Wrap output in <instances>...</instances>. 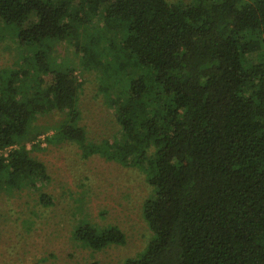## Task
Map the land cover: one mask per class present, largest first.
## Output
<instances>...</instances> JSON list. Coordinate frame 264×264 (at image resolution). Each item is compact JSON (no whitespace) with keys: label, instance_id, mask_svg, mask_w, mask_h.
I'll use <instances>...</instances> for the list:
<instances>
[{"label":"trees","instance_id":"obj_1","mask_svg":"<svg viewBox=\"0 0 264 264\" xmlns=\"http://www.w3.org/2000/svg\"><path fill=\"white\" fill-rule=\"evenodd\" d=\"M190 1L0 0L22 51L0 69V190L49 181L26 142L37 121L62 114L47 141L140 168L152 187L142 216L154 237L124 264H264V0ZM63 41L102 71L118 130L106 147L78 125L74 67L48 59ZM74 238L92 250L125 242L116 226L85 224Z\"/></svg>","mask_w":264,"mask_h":264},{"label":"rangeland","instance_id":"obj_2","mask_svg":"<svg viewBox=\"0 0 264 264\" xmlns=\"http://www.w3.org/2000/svg\"><path fill=\"white\" fill-rule=\"evenodd\" d=\"M98 25L94 18L80 27L78 39L85 42ZM13 37L14 33L0 23V69L22 62V51ZM79 55L63 41L53 44L48 59L55 66L62 64L61 70L69 63L74 67L81 83L78 125L85 129L87 141L100 149L116 140L117 124L100 91L105 84L102 71L81 67ZM126 77L123 73L121 78L125 81ZM62 119V114L40 119L36 124L41 128L32 127V140L26 142L30 155L46 166L49 181H43L42 187L36 181L35 189L26 183L17 189L0 190V264H124L127 258L139 257L154 237L142 216L144 200L153 195L145 173L101 153L85 155L71 142L47 141L45 137ZM46 127V134L34 138L35 131L38 134ZM40 192L48 194L50 203L39 202ZM85 224L98 230L116 226L124 233L125 242L92 250L74 238L75 231Z\"/></svg>","mask_w":264,"mask_h":264}]
</instances>
